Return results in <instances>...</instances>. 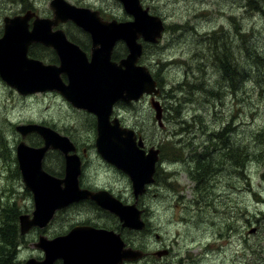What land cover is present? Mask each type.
Masks as SVG:
<instances>
[{"label":"rangeland","instance_id":"374dc122","mask_svg":"<svg viewBox=\"0 0 264 264\" xmlns=\"http://www.w3.org/2000/svg\"><path fill=\"white\" fill-rule=\"evenodd\" d=\"M141 4L159 16L166 29L158 44L143 45L139 60L161 90L155 98L161 107L160 125L147 97L133 105L118 103L113 116L133 129L148 149L160 150L159 177L138 201V207L145 208V230L125 236L136 246L145 244L149 252L167 249L169 263L180 248L181 254L191 250L195 256L205 249L207 259L200 264H264V73L258 75L253 68L231 91L217 68L221 45L230 59L240 57L238 65L248 68L246 52L264 50V16L246 7V0H141ZM119 8L115 13L121 14ZM120 54L118 50L119 58ZM59 96L40 97L37 107L0 94V208L9 206L20 214L31 210L29 194L3 149L9 144L6 119L35 118L54 124L82 147L88 139L94 141L90 135L94 118L88 114L75 112L55 120L44 114L51 103L68 106ZM49 114L55 116L54 111ZM202 156L209 166L197 177ZM245 157L243 165L235 164ZM95 172L90 167V178ZM97 179L119 186L113 177L100 174ZM97 213L93 207L67 209L49 231L58 233L67 222H112ZM19 243L14 256L36 253L25 241ZM14 256L8 258L9 264H15Z\"/></svg>","mask_w":264,"mask_h":264},{"label":"water","instance_id":"95a60500","mask_svg":"<svg viewBox=\"0 0 264 264\" xmlns=\"http://www.w3.org/2000/svg\"><path fill=\"white\" fill-rule=\"evenodd\" d=\"M118 1L122 3L126 13L133 17L132 22L112 21L104 24L97 18V12L92 13L90 20V16L84 14L91 11L75 9L63 4L61 6L53 2L55 13L57 11L63 13L66 8L69 9L68 12L73 16L72 19H75V23L77 22V25L91 34L93 47L90 61L83 54L68 60L59 53L64 60L60 68L43 66L39 62L27 60L25 47L23 50L21 48L27 46L30 40L38 38V34L30 37L31 39L23 44L19 43L21 50L16 52L7 49L4 43L9 38H5L0 41V47H3L0 48V51L2 50L0 77L22 94L58 90L73 107L93 114L96 117L97 153L105 162L122 171L129 178L133 197L137 201L138 197L146 192V187L154 181L153 175L159 150L150 148L146 153L143 150L142 140L137 139L134 131L120 127L117 118L110 120V116L113 105L118 101H137L143 94L159 95V91L155 88L156 83L147 68L137 65L142 50L137 40L142 38L145 42L156 43L161 38L164 28L159 18L151 17L147 9L141 8L139 0ZM120 40L125 43L128 54L115 63L111 61V53L115 43ZM61 74L66 75L68 86L62 84ZM151 107L160 125L161 107L153 99ZM23 128L41 135L45 145L40 149H30L23 145L17 149L22 181L32 193L34 203L31 218L28 215L19 217L21 234H25L32 227L44 228L56 211L80 200L93 201L99 208L115 215L123 222V227L130 230L144 228V223L140 219L141 212L136 209L135 204L124 206L105 191L90 192L78 188L80 163L76 156L67 157V174L63 182H57L55 178L46 174L41 168V160L48 149L57 148L64 154L74 149L69 147L65 150L61 147L60 144L62 146L69 144L61 142V139L58 140V145L47 141L49 135H53L52 137L57 135L50 129L37 125L17 129ZM62 183L65 188L60 187ZM36 246L43 251L45 259L40 263L30 260L25 264H53L59 258L68 264H82L84 261H89L90 264H119L124 259L135 261L144 256L141 251L124 249L125 245L118 234L89 227L74 228L68 235L51 241L40 238ZM162 254L155 253L157 257H161ZM82 256L92 258H81Z\"/></svg>","mask_w":264,"mask_h":264},{"label":"flooded vegetation","instance_id":"af4514ba","mask_svg":"<svg viewBox=\"0 0 264 264\" xmlns=\"http://www.w3.org/2000/svg\"><path fill=\"white\" fill-rule=\"evenodd\" d=\"M57 5H67L69 7H75L78 9H87L90 10L88 14H84L90 16L89 19L92 20V13L97 12V18L100 19L102 23H108L117 21V22H127L132 20L131 17L126 14L120 2L116 0H0V40L4 38L5 35L10 36V40L7 41V45H10L11 48H17L18 43H24L25 40H21V37H25L31 39L30 37L38 34L39 37L33 40H30L27 44L26 49V58L28 60H34L37 62H42L44 65L50 66H58L59 65V56L57 54L56 49H54L51 40H44L43 37H54L56 42L61 44V38L65 36V38L73 45L80 48L83 52L87 53L89 56V52L91 53L92 49V39L91 35L88 31L81 28L77 25L72 19L73 16L68 12L69 9H66L63 13L57 11L54 12L53 2ZM54 3V4H55ZM56 5V6H57ZM121 7V14L115 13V10L118 7ZM60 7V6H58ZM56 11V10H55ZM70 19H68V18ZM67 18V19H66ZM48 29V31H47ZM44 31V32H43ZM43 36V37H42ZM62 36V37H61ZM36 40V41H35ZM27 42V41H26ZM65 47L61 45V48ZM127 48L122 42H117L113 46L111 53L112 61H120L126 56ZM144 49V48H143ZM122 51L120 54V58L116 59L114 55H116L117 51ZM140 63V62H139ZM61 78L64 80V84L67 83L68 79L66 75L61 74ZM0 94L1 95H10L11 98L18 100L22 103L23 106L27 104L34 103V101H41L40 97L43 99H52L56 96V93L46 92V93H37V94H27L22 95L18 93L15 89L5 85V83L0 78ZM128 105H133L132 103H127ZM39 104H36L38 107ZM116 105L114 106V108ZM113 108V110H114ZM70 109V110H69ZM116 110V109H115ZM54 111V115H50L49 113ZM75 112H82L83 114H88L91 118H94L91 114L86 111L76 109L68 106L62 105L61 103H51L47 106L45 111L46 116H50L51 120L59 119L64 114H74ZM30 113H34L33 109H31ZM40 114H38L39 117ZM39 119V118H38ZM40 120V119H39ZM36 120L35 118H31L28 121L20 122L19 124H38L40 126L49 128L53 132L57 133L55 137L49 135L47 137V141L50 143H54L58 145V140H62L61 142H65L68 144L67 146H62L65 150H68L69 147H73V151H68L64 154L60 149H48L41 160V168L42 170L48 174L49 176L55 178L57 182H63L66 177L67 172V157L76 156L80 163V174L77 177V185L80 190H88L91 192L97 191H105L109 193L112 198L118 200L122 205H132L133 201H129L132 199V190L131 183L128 177L120 170L116 169L114 166L105 162L96 152L95 148V136H96V118H94V128L91 131L90 135L94 136V141L87 140L85 145L79 146L76 142L68 135L61 134L55 127L54 124L44 123L42 121ZM13 123V122H12ZM10 124L9 129V144L7 148L9 150V155H14L12 158L15 174L19 176L21 180V171L18 164L17 158V149L18 147L25 146L30 149H40L44 147L45 140L41 135L36 132H31L28 129H24L22 133L17 132L16 125ZM57 128V129H56ZM25 132V133H24ZM138 136V135H137ZM57 137V138H56ZM59 137V138H58ZM139 137V136H138ZM143 150L147 152V146H144ZM66 152V151H65ZM160 155V150H159ZM75 157V158H76ZM74 158V160H76ZM69 159V158H68ZM71 160V159H70ZM69 160V161H70ZM76 162V161H75ZM76 164V163H75ZM90 167L96 171L95 176L90 178L89 170ZM103 175V177H113L116 179V183L119 184L117 187H113L110 185H105L104 183H99L100 181L97 179L98 175ZM96 177V178H95ZM127 186V188H126ZM24 187V186H23ZM61 188H65V185L62 183L60 185ZM25 191L29 194V198L31 200V210H33V195L28 190ZM131 191V193H130ZM130 194V196H128ZM144 196V195H143ZM142 197V196H141ZM145 198V197H144ZM140 199H138L139 201ZM138 201L136 203L138 210L141 212V218L144 219L145 208L141 209L138 207ZM140 202V201H139ZM93 207L96 209L100 216L109 217L112 219L110 223H97L92 219L82 220L81 222H67L64 229L58 233H51L49 231L50 226L54 222L55 218L71 208H79V207ZM142 206V204H141ZM77 227H89L96 230H104L107 232H113L118 234L122 242L124 243V249H135L144 252V257L136 260H122L119 264H147L148 260L152 261V264H200L201 261L207 259V255L205 253V249H200L198 255H191V250H186L183 254L182 250L179 248L175 255L173 256L170 263L167 261L169 258V251L167 249H162L149 252L147 246H136L132 244L130 240H128L125 236V233L134 232L125 227H122V224L119 220L108 211L102 210L98 208L93 201L90 200H80L77 202H73L68 206L58 210L54 213L52 220L44 227H32L29 232L24 236L23 241H25L27 246L33 247L37 240L40 238H44L46 241H51L57 237H63L70 233L71 230ZM145 228L142 230L144 231ZM136 234H141V231H135ZM146 242V240L144 239ZM35 249V248H34ZM36 253L27 254L22 258L18 257L16 254L14 263L15 264H24V262L28 260H35V262H41L44 259L43 253L35 250H32ZM155 253H163L161 257H157ZM200 257L198 260H196ZM81 258H92V257H84ZM155 258V259H154ZM17 260V261H16ZM53 264H68L64 263L62 258L56 259ZM82 264H90L89 261H84Z\"/></svg>","mask_w":264,"mask_h":264},{"label":"trees","instance_id":"16d2710c","mask_svg":"<svg viewBox=\"0 0 264 264\" xmlns=\"http://www.w3.org/2000/svg\"><path fill=\"white\" fill-rule=\"evenodd\" d=\"M246 1V7L250 8L251 10H254L253 12L264 16V0H260V3L258 5L257 1L255 0ZM244 41H246V39ZM244 41L241 42L243 43ZM217 51L222 53V55L219 56L217 62L218 71L221 74L224 83H227L226 85L229 86L227 87L231 91L236 89L234 88L235 83L237 86L242 85V83H244L248 79V76H250L249 72H251L253 68L257 71L258 75L264 73V50H262L261 53L257 52L258 54L256 52H253L252 54H248L246 52L247 63L245 62L244 64H247L248 68H242L240 67V64L238 65L237 61L240 57H236L234 59L235 61L233 59H230L228 56V51L223 45H221ZM256 64H260L261 66H263L258 68V65ZM172 111L176 112L177 115L179 113L177 108H172ZM246 157L242 160H238L235 164L237 166L243 165L246 161ZM204 160L205 159H203L202 156V158L198 161L201 168V173L197 177L203 176L206 173H202L207 172L209 162L208 160ZM157 177H159L158 171H156L155 182L157 181ZM0 211L2 213V217L0 218V264H9L8 258L11 256V254L14 256L15 250L17 246H19L20 241L17 224V217L19 215V211L14 210L9 206L0 208Z\"/></svg>","mask_w":264,"mask_h":264},{"label":"bare ground","instance_id":"6f19581e","mask_svg":"<svg viewBox=\"0 0 264 264\" xmlns=\"http://www.w3.org/2000/svg\"><path fill=\"white\" fill-rule=\"evenodd\" d=\"M205 88H206V86H205ZM206 93V92H205ZM203 95V94H202ZM216 141V140H215ZM206 154V153H205ZM216 157V156H215ZM220 157V156H219ZM187 160V159H186ZM200 160V159H199ZM203 162V161H202ZM224 163H225V161H224ZM187 164V163H186ZM214 165V164H213ZM193 169V168H192ZM185 170V169H184ZM226 171V170H225ZM186 173V172H185ZM165 174H167V173H165ZM191 178V177H190ZM191 181H193V180H191ZM195 184V183H194ZM199 190V189H198ZM197 195V194H196ZM196 198H197V196H196ZM195 199V198H194ZM191 201V200H190ZM195 201H196V199H195ZM192 202V201H191ZM185 204V203H184ZM192 206H194L193 205V203H192ZM191 207V206H190ZM192 210V209H191ZM194 212V211H193ZM146 227V226H145ZM229 236V235H228ZM235 239H237V238H235ZM236 241V240H235ZM232 242V241H231ZM218 243V242H217ZM230 243V242H229ZM236 243H237V241H236ZM21 250V249H20ZM26 255H24V257H25ZM19 257V256H18ZM23 259V258H22ZM17 261V260H16ZM16 263V262H15Z\"/></svg>","mask_w":264,"mask_h":264}]
</instances>
